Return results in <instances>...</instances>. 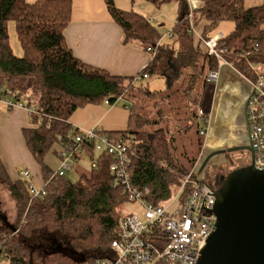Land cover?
<instances>
[{
  "label": "trees",
  "instance_id": "16d2710c",
  "mask_svg": "<svg viewBox=\"0 0 264 264\" xmlns=\"http://www.w3.org/2000/svg\"><path fill=\"white\" fill-rule=\"evenodd\" d=\"M152 1L162 3L165 0ZM178 1L179 16L172 32L180 49L176 53L163 49L141 70V73L152 74L155 66L160 68L163 59L162 66L171 84L170 91L167 89L163 93L149 90L142 84L135 86L136 76L113 74L75 55L65 36V28L72 17L73 0H0V93L6 98L13 96L35 110L30 114L35 126L24 128L23 135L40 164L46 189L44 196H33L25 178L10 177L0 156V186L10 192L16 210L13 221L0 213V219L6 224L0 225V253L10 264H96L99 259L115 255L112 242L117 238L123 216L121 207L128 201L124 189L114 184L111 166L116 157L96 150L98 139L83 140L81 148L91 159V169L81 171L74 181L67 178V173L56 175V169L45 162L50 152L62 158L63 151L73 145L76 135L82 132L70 122L78 108L126 100L134 87L146 92L149 98L160 94L157 102L170 96L181 97V106L174 107L175 113L172 118L170 116L175 125L173 129L161 123L163 118L167 120L165 116L160 117L165 109L155 103L157 118H146L141 107L132 103L128 105L127 129H98L99 135L113 138L131 136V180L139 189H148V199L156 204L171 197L175 187L199 160V155L189 156L187 148L182 147L193 142L189 132L198 118L204 123L196 128L202 149L203 137L207 134L201 131L206 130L212 102L210 85L219 81L208 82L206 78L219 64L190 30L186 0ZM201 1L193 22L197 28L203 25V37L214 35L221 21H232V31L224 34L219 42L220 46L228 48L224 56L244 76L255 79L258 74L264 75L261 69L264 68V4L247 8L243 0ZM106 3L123 30L124 42L158 46L162 36L150 19L139 12L117 7L114 0H106ZM10 21L15 22L22 45L20 57L14 54L9 42ZM255 41L257 49L247 59L238 55V51L253 49ZM170 58L176 70L170 67ZM198 83L202 84V90L195 93ZM200 109L204 110L203 115ZM184 135L187 140L182 142ZM185 159L188 166L182 162ZM238 167L231 166L225 173L215 175L214 181L207 177L202 180L218 189L219 175H227ZM198 171L201 174L199 167ZM63 246L68 252L61 250Z\"/></svg>",
  "mask_w": 264,
  "mask_h": 264
},
{
  "label": "built area",
  "instance_id": "2783aa9c",
  "mask_svg": "<svg viewBox=\"0 0 264 264\" xmlns=\"http://www.w3.org/2000/svg\"><path fill=\"white\" fill-rule=\"evenodd\" d=\"M186 2L191 22L190 30L202 41L207 53L218 60V69L210 71L206 80L217 82L224 65L234 67L233 62L224 56L228 48L219 45L224 33L217 31L209 38L203 37L193 22L194 12L201 7L202 1L186 0ZM256 45H258L257 41L254 42L253 49L237 53L247 59L257 49ZM156 49V46L147 47L153 55ZM148 76L147 72H140L135 78L142 81ZM244 77L252 86L247 106L249 128L247 140L253 148L255 167L264 170V75L258 74L255 79L247 75ZM0 101L5 103L8 109L27 108L29 114L35 111L13 96L6 98L0 93ZM199 113L203 115L205 112L200 109ZM206 121V130L201 131L203 135H206L210 128V114ZM91 139H98L96 150H104L116 157L117 160L111 166L114 184L124 189L128 201L137 202L142 206L141 214L128 213L121 217L117 238L112 242L115 255L99 259L96 264H159L161 262L197 264L201 249L217 221L214 211L217 188L202 180V174L198 171L200 157L192 169L185 174L182 183L176 187L170 199L156 204L148 199L150 194L148 189H139L131 180L130 152L133 140L129 135L113 138L109 135H99L98 128L82 130L76 135L74 144L63 151L61 165L56 169L55 174L63 176L67 171L72 170L74 159L82 150L81 143L83 140ZM23 174L33 196L42 197L46 194L44 186L33 183L29 170L24 171Z\"/></svg>",
  "mask_w": 264,
  "mask_h": 264
},
{
  "label": "crops",
  "instance_id": "0c3cea01",
  "mask_svg": "<svg viewBox=\"0 0 264 264\" xmlns=\"http://www.w3.org/2000/svg\"><path fill=\"white\" fill-rule=\"evenodd\" d=\"M27 1L34 2L36 0ZM243 4L248 8L262 5L264 0H243ZM198 27V31L202 32L203 25L199 24ZM220 32L223 33L222 30ZM167 35L173 39V44L172 46L167 44L160 46L159 51L161 53L164 49L176 53L180 49L179 41L174 37L172 31ZM65 36L77 57L116 75L136 76L154 60L153 53L149 52L144 45L138 42H124L123 30L110 14L106 0H73L72 17L65 28ZM175 45L176 51H174ZM168 63H171L170 67L176 70L175 62H171V58ZM162 64H164L163 59L160 61L161 69L155 66V71H160L161 75L166 78L170 91L169 77ZM176 82L178 83L179 79ZM251 89L250 82L239 69L230 65H224L221 68L218 83L212 85L213 97L209 113H212L213 122L211 124L215 128L214 131L209 130L208 137L206 136L209 147L222 149L229 145L232 146L230 148H233L240 144L241 133L247 132L244 103L250 95ZM159 96L160 94H153L152 98ZM161 101L170 105L172 96L167 99L162 98ZM156 104L158 105V102ZM0 113L7 116L8 129L5 127V130L10 133L8 137H6L7 134L4 137L5 133H2L0 128V139L4 137L0 142V156L10 177L12 179L19 178L16 176L13 167L19 163H24L27 166L26 170H31L29 171L32 174L33 183L36 184V180L39 186H43L44 179L40 164L26 145L23 135L24 128L35 126L34 123L32 126L29 124L31 117L29 111L27 108L18 107L8 109L2 104ZM70 122L74 127L82 130L99 128L103 131H123L127 129L129 124V109L116 107L115 104H88L78 108L71 116ZM1 126L2 124H0ZM13 133L14 136L11 135ZM247 135L248 133L243 135L245 141ZM51 154V152L48 153L46 157H52ZM57 158L62 161V158ZM24 171H22L23 178Z\"/></svg>",
  "mask_w": 264,
  "mask_h": 264
},
{
  "label": "rangeland",
  "instance_id": "374dc122",
  "mask_svg": "<svg viewBox=\"0 0 264 264\" xmlns=\"http://www.w3.org/2000/svg\"><path fill=\"white\" fill-rule=\"evenodd\" d=\"M115 4L117 5V7L122 8L124 10H133L135 12H139L143 15H145L148 19H152V21H150L153 25H155L158 28V31L160 33V35L162 36L160 41L158 42V46L157 47V51L156 53L153 55L154 57L156 55H158L160 53L159 51V47L167 44V45H171L173 44V39L168 37L167 34L170 33V31H173V27L176 24L177 18H178V14H179V1L178 0H165L164 2L160 3V1H152V0H114ZM233 22L230 20H223L221 21L215 29V32L217 31H223V33L225 35L229 34L232 31L233 28ZM9 42L10 45L13 49V52L16 56H22L23 55V49H22V45L21 42L18 38V34L16 31V27H15V22L14 21H10L9 22ZM177 50V47L175 45L174 51ZM263 73H264V68H261ZM261 71V70H260ZM261 71V72H262ZM140 84H142V86L147 87L149 90H163V92L165 93L168 89V84H167V80L164 76L161 75L160 71H155L153 72L149 78H146L142 81L138 80L135 81V86H140ZM178 86V83H177ZM210 87H212V85H210ZM202 90V84L198 83L194 92H199ZM28 91H30V93L33 92L32 89H29ZM32 95V94H31ZM35 95V94H34ZM213 97V94H212ZM128 99L126 100H119L115 103L116 107H120V108H128V105H132V103L139 105V107H141V111L142 113L146 116V118L148 119H154L157 118V107H163L165 109V111L160 114L161 116H165V118H167V120H165L163 118V121L161 122L162 124H165L166 127L168 128H172L174 123L172 122V120H170V116L171 118L173 117L172 115L175 113V108L174 107H180L181 106V97L180 99L178 98V96H172V101L170 102V105L167 104V102H163V101H159L157 105V107L155 106L156 102L159 100V98H157L156 100L154 98H149L148 94H146V92H143V90H140L139 88H133V90H131L129 92V95L127 97ZM155 100V104L152 103ZM3 106L6 107L5 103H2L0 101V108ZM33 106H35V104L33 103ZM157 109V110H156ZM6 111V110H5ZM172 112V113H171ZM175 119H177L176 114L174 115ZM7 116H3L0 113V124H2L1 131L4 134V137H8L10 135V133H8L5 130V127H7V120H6ZM210 131H214V126L211 124L213 122V116L212 113L210 114ZM33 120L32 117L29 118V124H31V126L33 125ZM198 124L200 125V127H202L204 125L203 121H201V119H195V127L189 132L191 139H192V143H187L185 145H183L182 148H187V150L189 151V156H198L200 157L199 160V168H200V172L202 174V177L204 178H209L212 179L214 181L215 175L217 174H223L225 173V171H228V169H230L231 166H244L247 164H250L252 161V157L251 155L248 154L247 151H245V148H240V147H244L243 145L240 146V144H245L246 141L243 137L244 134H246L245 132L241 133L240 138H241V142L240 144H238L237 149H233L230 148L232 146H225L222 149H214L209 147L208 145V133L210 132L208 130L207 132V137L204 136L203 137V143H202V149H200V146L198 144V134L196 132V128L198 126ZM35 125V123H34ZM8 129V127H7ZM99 129V128H98ZM188 133V132H187ZM243 134V135H242ZM12 136H14L15 134H11ZM188 135V134H187ZM2 137V139L4 138ZM248 138V135H247ZM0 139V142L1 140ZM187 138L184 135V138L181 140L186 141ZM182 146V145H179ZM227 148V149H226ZM226 149V150H223ZM233 149V150H231ZM202 150V151H201ZM216 151V152H215ZM213 153H215L213 155ZM52 157H46L45 158V162L48 163L53 170H55L57 168V165L60 161L59 158H57L56 156H53L51 154ZM61 162L59 163V166L61 165ZM182 162L184 164H186L188 166V162L187 160H182ZM91 159L87 156L86 152L84 150L79 152V155L74 159L73 165H72V170L67 171V178H69L70 180L74 181L79 177V173L81 171H88L91 169ZM58 166V167H59ZM191 166V165H190ZM26 164L24 163H19L17 165H14V170L16 172V176L18 177H22V171L26 170ZM55 168V169H54ZM30 170V169H29ZM8 171V169H7ZM31 171V170H30ZM227 174V173H226ZM23 178V177H22ZM210 180V181H212ZM36 184L37 181L35 180ZM39 186V185H38ZM176 189V187H175ZM174 189V190H175ZM173 190V192H174ZM170 198H168L166 201H168ZM16 210L14 207V201L11 197L10 192L8 191V189L5 186H0V213L2 214H6V216H8L12 221L15 219L16 217ZM142 212V206L137 203V202H130L127 201L122 207H121V214L122 215H126L128 213H137V214H141ZM5 224L2 219H0V225ZM6 225V224H5ZM64 252H68V248L63 246L62 249ZM0 264H10V262L8 261L7 257H5V255L3 253H0Z\"/></svg>",
  "mask_w": 264,
  "mask_h": 264
},
{
  "label": "water",
  "instance_id": "95a60500",
  "mask_svg": "<svg viewBox=\"0 0 264 264\" xmlns=\"http://www.w3.org/2000/svg\"><path fill=\"white\" fill-rule=\"evenodd\" d=\"M249 97L244 103L248 135ZM240 148L251 151L252 161L219 175L214 208L217 221L197 264H264V170L255 167L251 144Z\"/></svg>",
  "mask_w": 264,
  "mask_h": 264
},
{
  "label": "flooded vegetation",
  "instance_id": "af4514ba",
  "mask_svg": "<svg viewBox=\"0 0 264 264\" xmlns=\"http://www.w3.org/2000/svg\"><path fill=\"white\" fill-rule=\"evenodd\" d=\"M246 134H247V132H246ZM247 139H248V138H247ZM241 145H243L244 147H245L246 145H249L248 140H246V143H245V144L243 143V144H240V146H241ZM244 150L247 151L248 154L252 156V153H251V151H250L249 149L245 148Z\"/></svg>",
  "mask_w": 264,
  "mask_h": 264
}]
</instances>
